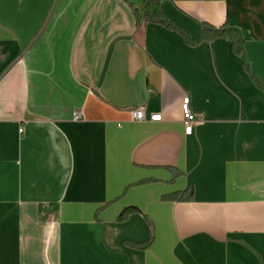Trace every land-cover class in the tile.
Returning a JSON list of instances; mask_svg holds the SVG:
<instances>
[{
    "label": "crops",
    "instance_id": "obj_1",
    "mask_svg": "<svg viewBox=\"0 0 264 264\" xmlns=\"http://www.w3.org/2000/svg\"><path fill=\"white\" fill-rule=\"evenodd\" d=\"M143 1L0 0V264H264V0Z\"/></svg>",
    "mask_w": 264,
    "mask_h": 264
},
{
    "label": "trees",
    "instance_id": "obj_2",
    "mask_svg": "<svg viewBox=\"0 0 264 264\" xmlns=\"http://www.w3.org/2000/svg\"><path fill=\"white\" fill-rule=\"evenodd\" d=\"M165 0H144L140 10H134V15L137 24L140 23H155L160 24L163 27L177 31L183 40L187 44H191V38L182 28L172 22L164 12L161 10V3ZM218 37L228 38L231 41L232 51L236 55H243V40L239 31L235 28L229 27L224 24L219 28H214L208 25H203V29L199 36L196 39V43H199L203 40H212ZM248 70V68L246 67ZM258 85L262 86L258 81H256ZM168 198L174 200H190L192 198L191 190L187 188L185 191L172 195ZM135 211L133 207H129L124 209L118 217V220H125L130 213ZM151 243V238L146 243L142 244H134L133 246L138 248H146Z\"/></svg>",
    "mask_w": 264,
    "mask_h": 264
},
{
    "label": "built area",
    "instance_id": "obj_3",
    "mask_svg": "<svg viewBox=\"0 0 264 264\" xmlns=\"http://www.w3.org/2000/svg\"><path fill=\"white\" fill-rule=\"evenodd\" d=\"M181 114H182V122L184 125L185 134H190L193 130V126L197 123L200 118L195 115L190 106H189V97L184 96L181 101ZM131 117L134 120L142 121V120H160L161 115L159 113H152L149 116L145 115L144 109L142 107H138L131 110ZM74 118H78V114H74Z\"/></svg>",
    "mask_w": 264,
    "mask_h": 264
}]
</instances>
